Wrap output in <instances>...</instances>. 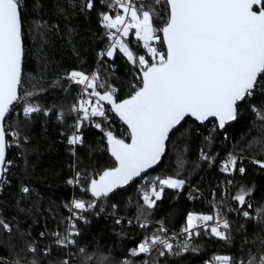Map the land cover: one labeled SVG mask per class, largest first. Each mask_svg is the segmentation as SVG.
<instances>
[{
    "label": "trees",
    "instance_id": "1",
    "mask_svg": "<svg viewBox=\"0 0 264 264\" xmlns=\"http://www.w3.org/2000/svg\"><path fill=\"white\" fill-rule=\"evenodd\" d=\"M16 1L24 65L19 101L4 121L0 264H221L225 257L227 264H264V72L224 131L216 121L200 125L187 118L155 169L128 189L96 199L91 183L116 165L109 139L129 141L130 135L111 109L105 117H77L80 87L73 77L95 69L99 92L115 87L118 100L127 98L142 86L143 47L133 43L132 31L128 55L108 49L107 16L112 25L115 17L105 0ZM135 7L150 12L154 33L161 34L170 15L167 0H137ZM25 104L38 110L25 117ZM227 158L235 163L230 173L221 170ZM145 177L160 181L161 195L151 206L138 189ZM167 178L183 185L167 186ZM244 184L254 185L246 198L252 202L239 209L235 193ZM75 199L88 210L72 217ZM193 213L203 216L198 223L216 215L228 216L229 223L219 233L197 226L163 254L159 241L180 234ZM119 217L148 223L128 225ZM141 243L152 245L150 255L129 252Z\"/></svg>",
    "mask_w": 264,
    "mask_h": 264
},
{
    "label": "water",
    "instance_id": "2",
    "mask_svg": "<svg viewBox=\"0 0 264 264\" xmlns=\"http://www.w3.org/2000/svg\"><path fill=\"white\" fill-rule=\"evenodd\" d=\"M167 3L170 15L162 28L166 61L141 69L142 86L127 98L87 93L111 109L130 132L129 141L109 139L116 165L91 183L96 199L128 189L155 169L170 135L187 118L200 125L216 121L224 131L237 120L238 105L264 72V0ZM23 65L20 6L16 0H0V183L8 145L4 121L19 101Z\"/></svg>",
    "mask_w": 264,
    "mask_h": 264
},
{
    "label": "built area",
    "instance_id": "3",
    "mask_svg": "<svg viewBox=\"0 0 264 264\" xmlns=\"http://www.w3.org/2000/svg\"><path fill=\"white\" fill-rule=\"evenodd\" d=\"M92 2V1H91ZM137 0H105L106 5L108 8L114 13V17H122L123 23L120 25H113L110 23V28L108 30V33L110 35V44L108 49L115 48L120 50L122 53L128 55L129 49L125 43L126 40H129L130 35L125 37L124 35V27L125 25L131 20L130 12L132 8L135 6ZM120 38L123 39L124 42H121ZM153 40L148 41L145 45H142L140 41V36H133V43L138 44L143 47V51L138 55V61L141 64H147L146 67H148L151 64H162L167 59V50L165 47V43L163 40L162 33H154ZM105 54V53H102ZM143 67L142 69L146 68ZM97 73L96 70L93 69L90 72L84 74V75H76L74 76V82L79 84V94L77 98V103L75 106V113L77 117L83 118L86 117L89 114H93L94 116H101L105 117L109 108L105 106L103 103H101L98 99L90 97L87 95L88 92H96L98 90V80L96 79ZM110 93L114 95V92L116 91L115 87H111ZM15 105L11 107L13 109ZM10 109V110H11ZM38 110L37 106H34L32 104H25L22 108L23 115L25 117H28L31 113ZM79 131V125L78 123L75 125V132L77 133ZM13 134V132H10ZM130 135V132H129ZM74 140L76 141V135L74 137ZM123 140V139H122ZM235 168V163L232 159L225 160L221 164V169L225 173H230ZM142 178V177H141ZM160 184V181L157 180V178H154L152 182H149V179L147 177L143 178L142 182L138 186V189L142 192V200L143 204L145 206H151V204L154 201L155 192H159L157 189V185ZM252 202V199H247L244 201L245 204L250 205ZM243 203L240 204V208H242ZM71 215L72 217H77L78 214H82L83 212H86L88 210L87 207L82 206L78 200H73L71 206ZM118 222H122L123 220L126 221L128 225H133L136 223H139L140 225L147 224L143 219L135 218V217H119L117 218ZM229 223V217H222L220 215H216L213 219L210 221H201L197 222V224L193 227H185L183 228L182 232L179 233H172L167 239L159 241L160 245H163L165 250L164 253H170L172 251V243L173 241L177 240L180 235H187L191 236L192 231L197 226H206L210 225L216 228L225 227ZM152 250V245L149 243H141L136 248H131L129 250L130 253H140L142 252L144 255H150Z\"/></svg>",
    "mask_w": 264,
    "mask_h": 264
},
{
    "label": "rangeland",
    "instance_id": "4",
    "mask_svg": "<svg viewBox=\"0 0 264 264\" xmlns=\"http://www.w3.org/2000/svg\"><path fill=\"white\" fill-rule=\"evenodd\" d=\"M131 20L125 25L124 27V35L125 37L129 36L131 32L133 31V34L135 36H140V41L142 45H145L148 41L153 40L154 36V29L152 24V18L151 14L147 10H138L135 6L132 8L130 12ZM123 23L122 17H115L113 20L114 25H120ZM121 42H124L122 38H120ZM147 64H144L143 67H146ZM233 158H227L225 160H229ZM224 160V161H225ZM223 161V162H224ZM234 161V160H233ZM222 170V169H221ZM163 183L167 186L174 187V188H180L183 185V182L175 179V178H167L163 180ZM254 191V185L253 184H244L242 185L235 193L236 199H238L239 202L243 203L246 198H248L249 195H251ZM157 196L161 195V192H155ZM203 216L197 213H193L188 218V226L193 227L197 224L199 218H202ZM205 219V217H204ZM214 232L219 233L218 229L216 227H213ZM228 258L225 257L222 260L221 264H227Z\"/></svg>",
    "mask_w": 264,
    "mask_h": 264
}]
</instances>
